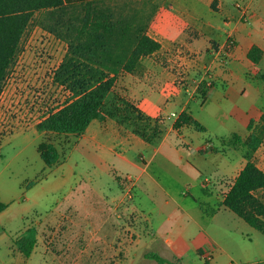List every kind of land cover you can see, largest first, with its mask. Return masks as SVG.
Instances as JSON below:
<instances>
[{
  "label": "crops",
  "instance_id": "1",
  "mask_svg": "<svg viewBox=\"0 0 264 264\" xmlns=\"http://www.w3.org/2000/svg\"><path fill=\"white\" fill-rule=\"evenodd\" d=\"M77 4L125 10L127 17L136 10L144 14L147 34L161 49L142 60L139 73L122 75L110 98L121 93L119 82H126L128 102L144 116L162 120L167 132L154 146L113 117L93 121L80 137L64 135L62 150L75 144L78 165L85 173L64 200L78 193L81 205L95 194V215L103 216L95 225L100 244L109 242L103 235L108 229L102 208L110 201L116 211L122 207L124 217L137 214L141 220L140 227L127 228L138 232L128 246L145 238L163 250L155 254L173 264H264V234L223 205L247 164L242 144L234 137L246 139L250 124H259L264 115V0H78ZM229 36L235 42L232 48ZM254 47L263 52L257 64L248 58ZM205 69L214 74L204 99L201 88L210 79L205 78ZM184 112L200 129L174 128ZM58 136L55 139L62 137ZM59 152L54 167L67 165L66 153ZM254 160L264 172V143ZM256 195L264 200V190ZM66 203L47 216L64 211ZM110 223L113 228V220Z\"/></svg>",
  "mask_w": 264,
  "mask_h": 264
},
{
  "label": "trees",
  "instance_id": "2",
  "mask_svg": "<svg viewBox=\"0 0 264 264\" xmlns=\"http://www.w3.org/2000/svg\"><path fill=\"white\" fill-rule=\"evenodd\" d=\"M77 3L78 0H0V96L23 51L24 38L35 24L67 45L53 81L68 93V98L65 105L51 111L36 126L39 133L80 137L93 121L116 117L134 134L154 146L159 145L167 132L162 120L144 116L127 100L119 101L117 96L110 98L122 75L139 73L142 60L161 49L147 34V19L137 10L127 17L125 10L80 8ZM262 55L263 52L254 47L248 58L257 64ZM211 87L206 83L202 86L204 99ZM184 125L200 129L187 112L174 128ZM249 131L250 135L244 140L234 137L242 144L247 164L226 194L223 205L264 234V200L256 195L264 190V172L254 160L264 143V115L259 124H250ZM38 152L49 169L60 160L52 138L43 141ZM6 208L0 202V214ZM39 234V225H32L13 239V245L21 255L30 258ZM146 258L158 264H173L157 254H148Z\"/></svg>",
  "mask_w": 264,
  "mask_h": 264
},
{
  "label": "rangeland",
  "instance_id": "3",
  "mask_svg": "<svg viewBox=\"0 0 264 264\" xmlns=\"http://www.w3.org/2000/svg\"><path fill=\"white\" fill-rule=\"evenodd\" d=\"M66 52L64 42L33 24L0 96V202L7 206L0 214V264H125L126 261L128 264H158L145 258V254L163 251L158 250L155 242L148 243L142 238L136 245L128 246L137 239L138 232L127 231V228L141 225L137 214L124 217L122 207L116 211V205L106 202L102 209L108 232L103 235L109 242L100 244L96 241L95 225L103 216L95 215V194H90L91 198L81 205L79 202L83 200H79L78 193L64 200L71 185L85 177L78 165L80 154L75 144L65 152L62 150L65 137L58 136L56 146L66 153L67 165L61 162L53 169L47 168L38 152L39 145L46 139L57 140L54 135L39 133L36 126L51 111L66 103L68 93L53 81V74ZM212 74L214 70L205 69V78ZM180 81L182 85L187 82ZM122 83L119 82L121 93L116 94L119 101L127 100L124 92L127 83ZM192 108L196 105L192 104ZM81 187L85 188V183ZM201 193L206 195L207 191ZM64 202H67L66 210L47 216ZM118 215L123 218L118 219ZM32 225H39L41 235L32 256L25 258L14 247L13 239ZM196 260L199 259L196 257Z\"/></svg>",
  "mask_w": 264,
  "mask_h": 264
},
{
  "label": "built area",
  "instance_id": "4",
  "mask_svg": "<svg viewBox=\"0 0 264 264\" xmlns=\"http://www.w3.org/2000/svg\"><path fill=\"white\" fill-rule=\"evenodd\" d=\"M234 44H235L234 40L232 39L231 36H229L228 37V45L229 46L231 45V47H232V46H234ZM206 84H207V86H212V84H213L212 78H210L209 80H207ZM173 117L176 118L177 115L176 114H173ZM127 180H131V178L127 177ZM205 258H206V260H209L211 258V254L209 252H207L205 254Z\"/></svg>",
  "mask_w": 264,
  "mask_h": 264
}]
</instances>
